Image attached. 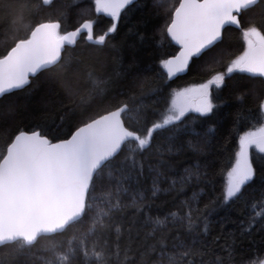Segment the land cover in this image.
Returning a JSON list of instances; mask_svg holds the SVG:
<instances>
[{
    "label": "snow or ice",
    "instance_id": "snow-or-ice-1",
    "mask_svg": "<svg viewBox=\"0 0 264 264\" xmlns=\"http://www.w3.org/2000/svg\"><path fill=\"white\" fill-rule=\"evenodd\" d=\"M147 8L0 0V264H264V0Z\"/></svg>",
    "mask_w": 264,
    "mask_h": 264
},
{
    "label": "trees",
    "instance_id": "trees-1",
    "mask_svg": "<svg viewBox=\"0 0 264 264\" xmlns=\"http://www.w3.org/2000/svg\"><path fill=\"white\" fill-rule=\"evenodd\" d=\"M172 2V0H165L162 4H157V0H137V8L141 7L144 4L148 5L147 11H155L159 13V16L153 15L151 17V27L149 29V35H152V32L154 30H158L160 26L163 25V15L168 7V5ZM133 15H135L137 18L141 15L140 11H134ZM110 21L107 18H102V22L97 26L96 32L99 34L102 30H106V28L109 26ZM124 31L126 29L121 30V37L124 34ZM5 39L3 34H0V46H2V42ZM120 37L117 38V42L119 41ZM131 43V41H129ZM242 38L237 34L233 33V47L232 51L238 53L242 46ZM159 50L168 54H172L175 51L178 50V47L175 45L173 41L170 40V38H165L163 40L160 39L159 33L157 31V39L153 41V48L149 49V51ZM202 82L200 76L195 72H189L187 75L181 76L176 82L172 85L173 87L179 86H187L194 83ZM195 115V114H193ZM220 180L217 179V186L219 187ZM162 187H167V185H163ZM191 193H189L190 195ZM245 209L242 204H237L233 207L232 211L228 213L229 219L231 221H239L244 218ZM225 213L220 212L218 215H213L211 218V234L208 237V239L211 241L215 237L223 234H226L228 232L235 230V225L229 220H225ZM259 239V237H257ZM223 243V241H221Z\"/></svg>",
    "mask_w": 264,
    "mask_h": 264
},
{
    "label": "water",
    "instance_id": "water-1",
    "mask_svg": "<svg viewBox=\"0 0 264 264\" xmlns=\"http://www.w3.org/2000/svg\"><path fill=\"white\" fill-rule=\"evenodd\" d=\"M174 42V41H173Z\"/></svg>",
    "mask_w": 264,
    "mask_h": 264
}]
</instances>
